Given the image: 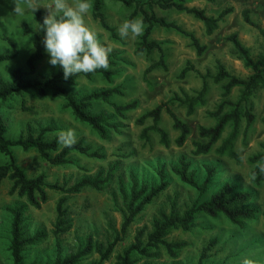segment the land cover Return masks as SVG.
<instances>
[{
	"label": "rangeland",
	"instance_id": "374dc122",
	"mask_svg": "<svg viewBox=\"0 0 264 264\" xmlns=\"http://www.w3.org/2000/svg\"><path fill=\"white\" fill-rule=\"evenodd\" d=\"M43 4L49 0H39ZM71 2V0H69ZM104 13L110 25L116 28L125 19H128L133 9L127 8L119 1L103 0ZM93 6V0H91ZM27 2L21 0H0V54L13 53L11 39L15 45L17 56L0 64V78L13 82V70L17 67L29 71L27 58L33 51L34 32L37 31L36 11L40 10L44 16L48 9L38 8L34 13L27 10ZM25 8L22 15L15 13V7ZM200 9H205L210 16H218L225 9H232L219 23V28L211 35L206 33L204 24L194 17L176 11H162L157 9L160 16L174 21L183 29L194 33L206 50L199 55L192 47L189 38L175 31L156 26L151 38L161 43L166 52L168 69H155L149 74L145 70L153 61L159 58V53L151 55L137 54L136 43L139 37L129 36L121 39L112 38L92 15V7L85 17L86 24L93 29L98 39L107 47L111 48L110 55L115 58H125L119 68L118 75L113 81L108 82L103 76H94L88 80L83 73L75 77L84 92H91L108 87H118L122 95H114L111 100L118 104L137 102V107L126 112L127 119L122 122V134H112L108 139H101L92 133L87 127L73 121L67 113L61 110L59 102L38 100L30 93H26V107L22 108V98L12 97L3 102L0 100V116L7 126V136L18 137L25 129L26 123L35 126L46 125L53 122L60 129H73L77 139L85 138L93 150L99 149L104 159H94L87 156L73 154L72 164L53 166L47 164L31 152L22 149H14L19 164L25 168L28 176H37L45 173L47 182L50 184L72 186L84 177H94L99 172L104 176L111 171L109 184L102 190L88 187L80 193L69 194L65 206L68 207V217L73 219V228L56 236L53 233L57 219V204L64 195L49 189V200L40 209L29 207L26 215L31 230L38 228L47 232V238L42 243L31 247L27 251L25 264L36 261L38 264H52L58 253L57 243H60L59 251L62 256L75 252L85 239L91 235L94 240L108 243L115 237V230L121 231L123 216L118 205L123 206V198L117 187L119 177L124 179L127 187L131 175L139 178H148L155 174V169L170 164L180 156L185 155L192 161L193 167L199 170L200 177L204 176V167L213 165L216 168V176L212 183L213 189L226 181L237 184L243 190L250 191L254 196V206L257 208L256 216L251 220L243 221L242 224H234L227 218L220 216L210 218L201 216L196 226L191 231L175 230L168 240H184L188 246L181 252L178 258H170L164 249L161 257L151 261V264H197L201 253L213 239L217 243L208 252L206 264H242L244 259H249L252 264H264V182L256 185L252 181V165L249 157L260 152L261 143L264 142V89H259L249 99L248 107L256 116V121L245 135V121L240 136L235 144V149L240 155L239 160L230 158L228 155H219L216 152L220 141L214 149L206 155L195 156L193 154L194 141L202 140L198 134L200 126H212L216 118L210 112L216 111L222 101V84H214L208 79L209 92L205 97V103L196 107L194 114L188 115L187 109L176 103L170 108L191 127V134L184 146L176 145L174 139L178 136L172 127V120L164 113L160 125L166 129L171 138L170 147L160 143V137L150 132V140L141 136L143 126L136 124V119L145 112L154 109L172 97H182L183 93L189 96H197L203 87L202 74L217 72L218 62H221L229 73L239 78H247L251 70L246 68L243 61L238 58L233 44L227 39L230 35L237 34L244 46L249 48L251 55L258 58L264 53V0H197L189 4ZM255 25L248 23L245 13ZM27 28L30 32H27ZM263 31V32H262ZM189 67L184 77H180L182 70ZM41 74L52 75L56 73V67L48 63L45 52L44 59L38 64ZM34 75H28L31 79ZM239 88H234L232 100L239 98ZM175 99V98H174ZM245 106V103L243 104ZM243 107V106H242ZM100 110L111 112L107 104H101ZM76 123V124H75ZM149 119L146 123L151 125ZM203 141H206L203 139ZM4 154H0V164L6 161ZM171 182L168 189L154 199L146 209L130 225L122 240L116 246L110 259L103 264H116V256L135 242L139 230L146 227L151 230L153 218L158 216L159 210H170V198L177 197L180 209L189 206L196 197V193L184 185L173 173L170 172ZM11 183L5 180L0 187V264H12L9 252L10 222L11 216L6 207L17 203L26 202L17 195L10 194ZM117 201V202H116ZM99 260L98 254H92L84 258L81 264H91ZM142 260L139 264L146 262ZM150 262V261H149Z\"/></svg>",
	"mask_w": 264,
	"mask_h": 264
},
{
	"label": "trees",
	"instance_id": "16d2710c",
	"mask_svg": "<svg viewBox=\"0 0 264 264\" xmlns=\"http://www.w3.org/2000/svg\"><path fill=\"white\" fill-rule=\"evenodd\" d=\"M21 1L27 2V0ZM112 1H119L127 8L133 9L128 19H143L144 30L136 43V53L149 56L158 52L160 55L159 59L150 64L145 70L146 75L158 68L168 69L165 50L160 42L151 38L156 26L175 31L189 38L192 47L199 55L206 50V45H203L194 33L183 29L176 22L160 16L156 11L157 9L162 11L172 10L190 15L204 24L206 33L209 35L219 28L220 21L232 10L225 9L215 17L208 15L205 9L189 6L190 3L197 0ZM206 1L212 2L214 0ZM103 9V0H93V17L110 33L112 38L118 39L117 30L109 24ZM44 17L40 10L36 11L37 31L34 32L33 51L27 58L26 63L29 71L26 72L20 67L15 68L13 70V82L0 78V100L5 102L18 96L22 98V108L29 110L26 107L24 98L26 93H30L38 100L49 99L59 102L63 111L69 113L77 123L87 127L101 139L106 140L113 133L116 135L122 134V122L128 118L126 112L136 108L137 102L127 104L113 102L111 100L112 96L122 95L120 88L108 87L84 92L75 77L70 76L65 79L59 67H56V73L52 75L39 73L38 64L45 57L43 32L39 31V23H43ZM245 19L248 23L255 25L247 12L245 13ZM27 32H30L29 28H27ZM227 39L233 44L238 58L243 61L246 68L251 70V74L247 78H239L229 73L221 62H218L215 74L211 72L202 74L197 71L203 81V87L197 96H189L183 93L184 96L182 97H172L167 102L161 103L136 119V124L144 127L141 133L143 139L150 140L149 133L152 132L160 137L162 145L170 147V135L160 125L162 114L165 111L173 122V129L179 132V135L174 139L176 145L179 147L184 146L191 134V127L170 108V105L177 102L179 106L187 109L188 115L194 114L196 107L205 103V97L209 92L207 78H211L214 84H222V101L216 111L210 112V115L216 118L215 124L198 128V134L202 140L194 141L193 154L195 156L209 154L222 141L217 146L216 152L221 156L228 155L235 160L240 159L235 144L240 136L243 121L246 124L244 127L245 135L256 121L255 114L248 107V101L256 91L264 89V53L258 58H254L249 48L242 44L237 34L230 35ZM9 43L15 52L1 53L0 64L17 56L15 45L11 39H9ZM116 56L109 55L110 66L107 70L98 69L94 73H83V75L88 80L96 75L103 76L111 84L119 73V67L126 62L125 58L117 59ZM189 70H191L189 67L184 68L180 77H184ZM28 75H34V77L27 79ZM234 88H239L240 91L237 100L231 99ZM101 104H107L112 111L100 110L99 106ZM149 119L153 123L146 126ZM262 121L264 122V117H262ZM60 128L53 122L38 126L28 122L24 131L18 137L10 138L7 136V126L0 116V154H4L7 159L0 164V187L5 180L9 181L11 183L10 194L17 195L26 201L6 207L11 216L9 252L12 264H25L27 251L47 238V232L44 229H30L26 212L29 207L40 209L43 204L48 202L49 189L64 195L57 204V219L53 230V233L58 236L73 228V219L68 217V207L65 206L68 195L80 193L88 187L102 190L109 184L111 179V171H108L105 176L103 172H99L94 177H84L74 185L67 186L48 183L44 172L37 176H28L25 168L17 160L14 153L16 148L22 149L24 152L33 151L41 161L53 166L72 164L73 154L104 159L105 155L99 149L93 150L85 138L77 139V142L71 147L60 145L58 143ZM203 139L206 141H203ZM260 146L262 150L249 157V162L252 165V181L258 186L264 182V170H262L264 169V142ZM170 172L196 193L195 199L189 206L180 209L177 197L170 198V210L160 209L158 216L153 218L151 230L147 232L146 227L139 230L135 242L116 256V264H139L141 259L147 260L142 264H151V261L161 257L162 249L170 258H178L188 246V242L184 240L170 241L168 236L175 230L191 231L201 216L210 218L223 216L232 223L241 225L243 221L251 220L257 214V208L254 206V196L250 191L243 190L230 181H226L213 189L212 183L216 176L215 166L206 165L204 176L200 177L199 170L193 167L192 161L182 155L176 161L171 162L170 169L166 168L165 165L155 169V174L150 179L147 177L141 179L137 175H131L129 184L126 187L124 179L119 177L117 187L123 198V206L118 205V210H121L123 216L121 231L115 230L114 239L108 243L94 240L93 236L89 235L85 239V244L66 256H62L59 251L60 243L58 242V253L52 264H81L84 258L92 254H98L99 260L91 264H103L109 260L116 246L122 240V234L126 233L130 225L156 197L168 189L171 182ZM216 243L217 240L213 239L204 247L197 264H206L205 260L209 257L208 252ZM30 264L38 263L33 261Z\"/></svg>",
	"mask_w": 264,
	"mask_h": 264
},
{
	"label": "clouds",
	"instance_id": "9594fccd",
	"mask_svg": "<svg viewBox=\"0 0 264 264\" xmlns=\"http://www.w3.org/2000/svg\"><path fill=\"white\" fill-rule=\"evenodd\" d=\"M26 7L33 13L40 7L48 9L43 23H39V31L43 32L48 63L59 67L65 79L109 68L111 48L98 39L97 33L85 21L92 7L91 0H49V3L43 5L39 0H27ZM14 11L22 15L25 8L16 6ZM143 30L142 18L125 19L117 27L121 39H127L130 35L139 37ZM76 142L75 130L59 132L58 143L63 147H71ZM242 264H252V261L244 259Z\"/></svg>",
	"mask_w": 264,
	"mask_h": 264
},
{
	"label": "crops",
	"instance_id": "0c3cea01",
	"mask_svg": "<svg viewBox=\"0 0 264 264\" xmlns=\"http://www.w3.org/2000/svg\"><path fill=\"white\" fill-rule=\"evenodd\" d=\"M159 57H160V55H159ZM166 57H167V56H166ZM158 59H159V58H158ZM158 59H157V60H158ZM153 62H154V61H153ZM167 64H168V63H167ZM158 69H160V68H158ZM61 110H62V108H61ZM62 111H63V110H62ZM186 111H187V110H186ZM64 112L67 113L66 111H64ZM164 113H167V112L164 111L163 114H164ZM67 114L69 115V117H71V115H70L69 113H67ZM163 114H162V116H163ZM168 116H169V115H168ZM71 118H72V117H71ZM72 119H73V118H72ZM73 121L76 122L74 119H73ZM185 122H186V121H185ZM76 123H77V122H76ZM76 123H75V124H76ZM78 124H79V123H78ZM172 124H173V122H172ZM80 125H81V124H80ZM62 130H63V129H59V131H62ZM175 131H176V130H175ZM176 132H178V131H176ZM178 135H179V132H178Z\"/></svg>",
	"mask_w": 264,
	"mask_h": 264
}]
</instances>
